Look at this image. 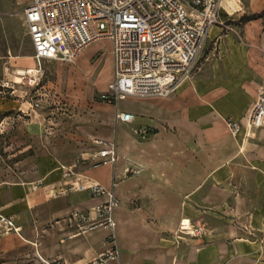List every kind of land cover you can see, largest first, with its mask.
I'll use <instances>...</instances> for the list:
<instances>
[{
    "label": "crops",
    "instance_id": "0c3cea01",
    "mask_svg": "<svg viewBox=\"0 0 264 264\" xmlns=\"http://www.w3.org/2000/svg\"><path fill=\"white\" fill-rule=\"evenodd\" d=\"M263 9L264 0H221L222 26L205 42L211 48L167 99L93 102L71 134L41 113L12 119L26 151L10 165L0 162V215L18 228L0 237V264H90L112 246L94 224L106 197L69 184L98 185L117 201L118 258L103 264H264V187H257L264 184V130L246 126L254 99L264 97V34L261 19L238 22ZM109 64L107 83L110 46ZM115 110L131 120L115 123ZM227 121L239 125L236 134ZM93 140L114 144L112 164L81 162L97 149ZM74 163L62 177L60 167ZM134 166L137 173L125 172ZM181 221L202 234L180 235Z\"/></svg>",
    "mask_w": 264,
    "mask_h": 264
},
{
    "label": "built area",
    "instance_id": "2783aa9c",
    "mask_svg": "<svg viewBox=\"0 0 264 264\" xmlns=\"http://www.w3.org/2000/svg\"><path fill=\"white\" fill-rule=\"evenodd\" d=\"M221 0H29L23 9L25 32L37 64L55 61L72 65L92 44L106 41L110 46L111 79L99 95L103 103L125 99H167L188 81L196 69L209 31L221 27ZM131 115L115 110V123H128ZM230 133L239 125L226 122ZM246 126L264 130V97L259 93L246 117ZM144 138L145 131L136 132ZM97 149L81 159L96 167L112 164L115 148L111 142L93 140ZM76 163L61 166L62 177L74 173ZM137 166L125 172L135 174ZM69 190H86L92 197L105 196L96 206L94 224L107 231L112 246L90 264L116 260L112 210L117 201L110 191L90 184L68 185ZM91 225H77L78 230ZM12 220L0 215V237L16 233ZM178 233L199 237L202 228L181 221Z\"/></svg>",
    "mask_w": 264,
    "mask_h": 264
},
{
    "label": "rangeland",
    "instance_id": "374dc122",
    "mask_svg": "<svg viewBox=\"0 0 264 264\" xmlns=\"http://www.w3.org/2000/svg\"><path fill=\"white\" fill-rule=\"evenodd\" d=\"M28 2L0 0V162L4 165H10L26 151L24 138L16 135L12 119L24 120L31 111L41 113L59 119L63 131L71 134L74 120L88 118L93 102L103 103L99 95L105 92L109 76L106 41L87 47L85 56L75 65L55 61L37 64L23 22ZM261 23L264 34V18ZM233 39L239 42L240 34H233ZM210 48V44L205 45L196 65ZM120 104L127 106L130 102ZM4 116L10 118L2 119Z\"/></svg>",
    "mask_w": 264,
    "mask_h": 264
},
{
    "label": "trees",
    "instance_id": "16d2710c",
    "mask_svg": "<svg viewBox=\"0 0 264 264\" xmlns=\"http://www.w3.org/2000/svg\"><path fill=\"white\" fill-rule=\"evenodd\" d=\"M263 18H264V9L261 12H259L258 14H250V15H247V16L240 17L238 22L245 23V22H248V21H251V20L263 19ZM263 28H264V25H263ZM18 159H16V160H18Z\"/></svg>",
    "mask_w": 264,
    "mask_h": 264
}]
</instances>
